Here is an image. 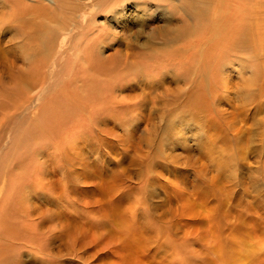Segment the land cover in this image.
Segmentation results:
<instances>
[{"label":"rangeland","instance_id":"374dc122","mask_svg":"<svg viewBox=\"0 0 264 264\" xmlns=\"http://www.w3.org/2000/svg\"><path fill=\"white\" fill-rule=\"evenodd\" d=\"M135 2H84L50 64L0 34V264H264V45L235 60L226 42L264 29V0ZM48 210L71 224L52 261L27 241Z\"/></svg>","mask_w":264,"mask_h":264},{"label":"bare ground","instance_id":"6f19581e","mask_svg":"<svg viewBox=\"0 0 264 264\" xmlns=\"http://www.w3.org/2000/svg\"><path fill=\"white\" fill-rule=\"evenodd\" d=\"M133 1H136L135 2L136 4H144V2H147L149 0H0V34L4 35L5 43L7 40H9L10 42L17 43L16 47L12 46L10 49L8 47L9 53L12 52L15 48H17L19 52H21V55L23 56H21L20 54L19 55L22 58L27 59L26 61L31 62L28 64H31V65L36 64V62L38 63L40 60H42V62L45 61L46 63L50 64L51 63L50 61H52L53 58L55 57V53H52L54 49L50 47V43L53 40L58 41L62 36L66 34L68 35L69 33L73 31L74 27L82 26L79 18L81 17V14L84 13L85 6H87L88 8H94L97 11H102V12H107V13L111 12L115 14V16H118V14L120 13L123 14L126 11L128 6H130L131 4H134L132 3ZM191 1H196L200 3L201 5H203V8L201 9V11L198 12V15L200 16H202L204 13H214L216 15V13L218 12L216 15V17H218L219 13L220 14L223 13L220 10L221 7L219 9V5L215 7L213 0H191ZM84 2H87V3L90 2L91 5L84 6ZM41 6H43V9ZM45 7L47 8V10L45 9ZM138 7H140V5H138ZM48 9L52 10V12L51 11L48 12ZM240 10L241 12H243L242 14L243 16L244 15L243 8L239 9V11ZM59 13L61 15H59ZM37 15H38V19L39 18L43 19V25L40 23L38 25V23L36 22ZM246 15L247 13L244 16ZM193 16L197 18L195 14H193ZM242 16L241 18H239L237 22L235 20L234 22L231 21L229 25L230 30L233 29L235 30V32L236 30H239L242 24L246 21V19L242 18ZM60 19H62V21H60ZM244 27L245 29L240 31L241 34L239 35V37L234 36V38H236L237 41L234 42V38L230 39L232 37H229V36L227 37V40H226V42L228 43L227 48L230 50L231 59L236 60L237 58L235 57H237V55H241L242 53L248 54L251 51V47L253 48V46L254 47L256 46L258 52H260L259 48H261V46L264 45V29L262 31L255 30L253 27H249L248 24L244 25ZM218 37L219 36L211 39V42L216 41ZM255 37H258L256 40L257 42H255L254 40ZM201 44L205 45V42H201ZM54 48H57V44L54 45ZM13 63L15 62L13 61ZM261 63H262V59L259 62V60L257 58L252 57V55H250L248 58H241L238 61L237 64H238V67L241 69V74L245 76V77L244 76L242 77L243 79H245V84H248L251 86L252 84L257 82L258 77L259 78L261 77L262 75V72H260ZM30 66L29 68H31ZM23 72L25 73V71ZM13 74L14 72L11 75ZM17 74H19L18 76L21 78L23 76L22 70H21V73H17ZM28 74L30 75V73ZM29 75L25 73L24 77L21 79L25 81V84L23 86H25L24 89L25 90L27 89L28 91H30V89L33 88L31 83L26 82ZM20 78L18 79V81H20ZM37 99H40V98H37ZM181 117H182V114H181ZM186 119L188 120V117ZM182 122L183 121H181V124ZM184 129L186 130V128ZM29 217L30 215L26 213L25 218L23 217L25 219L24 223H26V226H31V225L34 226L33 222L29 223L27 221L29 220L28 219ZM55 219L56 221L58 220L60 223L65 224L64 226H62L60 235H57L55 232V226H54V223L56 222ZM37 223H38L36 225L37 231H40L41 233L38 234L36 232L35 237H33V240H31V237H30L27 239V241L28 243H36V242L38 243V240H42L44 236L46 235L47 238L44 239L43 248L46 251V255H47L46 257L51 259L52 261V258H54V255L53 253H51V243H53L55 239L58 236L60 237L61 235H62L61 238H63L64 240L67 239L66 245H68V241L70 243L72 240L71 235H69L70 222L67 219V213L60 212V211L57 213L56 211L48 210L47 212H45V214L43 213L42 215H40L39 222ZM39 237H41V239H39ZM21 239L23 238L21 237ZM17 240L21 241L19 236ZM24 246L28 247L27 244H25ZM46 264H49V263L47 262Z\"/></svg>","mask_w":264,"mask_h":264}]
</instances>
